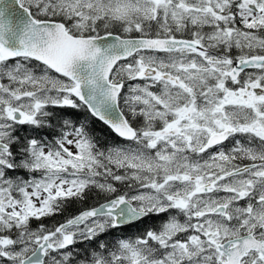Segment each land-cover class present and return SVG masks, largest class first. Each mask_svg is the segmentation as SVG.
<instances>
[{
    "label": "snow or ice",
    "instance_id": "1",
    "mask_svg": "<svg viewBox=\"0 0 264 264\" xmlns=\"http://www.w3.org/2000/svg\"><path fill=\"white\" fill-rule=\"evenodd\" d=\"M0 264H264V0H0Z\"/></svg>",
    "mask_w": 264,
    "mask_h": 264
},
{
    "label": "flooded vegetation",
    "instance_id": "2",
    "mask_svg": "<svg viewBox=\"0 0 264 264\" xmlns=\"http://www.w3.org/2000/svg\"><path fill=\"white\" fill-rule=\"evenodd\" d=\"M133 231H135V230L133 229Z\"/></svg>",
    "mask_w": 264,
    "mask_h": 264
}]
</instances>
